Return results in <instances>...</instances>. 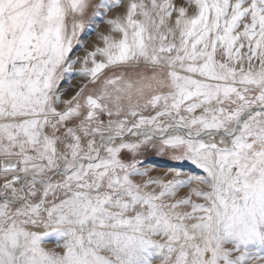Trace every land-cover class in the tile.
Returning <instances> with one entry per match:
<instances>
[{
    "label": "snow or ice",
    "instance_id": "6c2138e0",
    "mask_svg": "<svg viewBox=\"0 0 264 264\" xmlns=\"http://www.w3.org/2000/svg\"><path fill=\"white\" fill-rule=\"evenodd\" d=\"M157 259L264 264V0H0V264Z\"/></svg>",
    "mask_w": 264,
    "mask_h": 264
},
{
    "label": "rangeland",
    "instance_id": "374dc122",
    "mask_svg": "<svg viewBox=\"0 0 264 264\" xmlns=\"http://www.w3.org/2000/svg\"><path fill=\"white\" fill-rule=\"evenodd\" d=\"M74 83H75V81H74ZM149 159H153L154 160L153 167H154L155 170L153 172V175H163L164 172L166 171V165H168L170 163H175V162L170 161L167 156L154 157V154L149 156ZM183 167L185 169L194 171L196 174L203 175L201 170L195 169L194 166H192L190 164H184ZM46 247L49 250L56 248L55 237H50L49 238ZM154 259H156V258H154ZM156 264H159V260L158 259L156 260Z\"/></svg>",
    "mask_w": 264,
    "mask_h": 264
}]
</instances>
